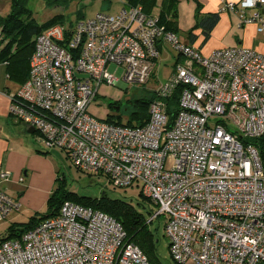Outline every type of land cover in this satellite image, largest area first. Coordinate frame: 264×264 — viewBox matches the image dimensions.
Wrapping results in <instances>:
<instances>
[{
  "label": "built area",
  "instance_id": "1",
  "mask_svg": "<svg viewBox=\"0 0 264 264\" xmlns=\"http://www.w3.org/2000/svg\"><path fill=\"white\" fill-rule=\"evenodd\" d=\"M239 26L264 32V0H227ZM163 44L177 53L151 93L142 126L101 121L88 112L102 82L150 80ZM178 90L176 111L167 100ZM8 112L59 149L77 170L104 176L114 188L137 187L156 210L178 264H264V51L221 47L204 54L140 4L124 1L74 25L39 33L29 71ZM167 158L173 163L169 169ZM10 173L2 170L0 180ZM23 178H20L22 181ZM21 208L0 188V220ZM110 215L71 201L19 237L0 240V264H149Z\"/></svg>",
  "mask_w": 264,
  "mask_h": 264
},
{
  "label": "rangeland",
  "instance_id": "2",
  "mask_svg": "<svg viewBox=\"0 0 264 264\" xmlns=\"http://www.w3.org/2000/svg\"><path fill=\"white\" fill-rule=\"evenodd\" d=\"M125 0H25V6L30 11L29 19L36 24H44L52 20L56 15H59L57 24L63 26L74 25L75 22L82 18L93 15L99 10L114 12L122 5ZM165 0H157L156 4L151 8L154 13L160 14L161 9L170 8V3ZM4 10L11 11V3ZM164 7V8H163ZM0 15H3L4 10L1 9ZM167 8V9H166ZM197 5L195 0H177L168 11V19L172 21L179 40L183 43L193 45L190 41L191 36L195 35L194 40L197 44L203 40L202 29L199 25L200 20L204 17V13L196 11ZM200 10V8H199ZM233 19L221 23L217 27H213V32H210L211 38L207 39V45L215 47H250L256 51H264V32L258 33L254 28L238 25V20ZM1 32V31H0ZM2 42L6 44L7 39L2 38ZM199 49V48H198ZM177 53L173 51L169 45L161 50L159 57L156 60V66L152 71L150 80L145 84H129L124 85L122 76L124 67L115 63H109L107 66L108 73L112 74L117 80V83L110 84L102 82L97 90L96 99L88 106V112L98 120L105 121L108 117L119 119L126 123L129 119V112L132 110L134 99L150 95L151 91L158 88L174 69V59ZM36 146L41 148L43 152H39L41 158L35 162L34 169L24 173L25 181L14 187L9 186L7 193L16 197L21 194L19 202L21 208L18 212H13L5 219L0 220V238L3 237L10 224H26L32 219L44 215L48 210L47 199L49 191H44L42 188L54 189L57 185V178L63 183V186L80 195L90 197H98L102 192L110 197H118L126 200H131L133 203H143L145 209L156 210L153 203L144 202L139 199V188H114L104 176L91 175L77 170L66 157L64 151L59 149H47L37 141ZM173 163L172 158H167L165 167L169 169ZM8 172V171H7ZM10 173V172H9ZM12 175L6 179L11 180ZM28 191L27 188L29 186ZM49 193V194H48ZM27 194V195H26ZM26 196V197H25ZM146 214V213H145ZM147 215V214H146ZM166 217L160 215L154 219V222L148 223L147 227L153 230L158 241L156 243V253L162 264H176L170 257L168 250V241L164 237L163 227ZM186 264H192L188 261Z\"/></svg>",
  "mask_w": 264,
  "mask_h": 264
},
{
  "label": "trees",
  "instance_id": "3",
  "mask_svg": "<svg viewBox=\"0 0 264 264\" xmlns=\"http://www.w3.org/2000/svg\"><path fill=\"white\" fill-rule=\"evenodd\" d=\"M126 1L129 4H140L145 12L150 13L152 11L151 8L156 4L157 0ZM176 1L177 0H165L164 5H166V2H169L170 8H173ZM11 3V11L5 16H0L1 36L2 38L7 39L2 52L8 55L9 61L15 60L18 62L21 60L25 65L28 66L30 56L34 48L35 37L49 26L57 24L59 15H56L47 23L40 25L29 19L30 11L25 6V0H12ZM170 8H166L167 12L166 10L161 9V12L158 16L160 23L164 25L167 30L175 31L172 21L168 19V11ZM197 10H199V5L197 6ZM217 21V13L205 14L202 20H200L199 25L202 29L203 35L202 43L209 38V34ZM195 39L196 36L192 35L190 41L193 43ZM12 48L13 50H11ZM26 78L23 80V82L26 80ZM153 98L154 96L152 93H150V95L141 96L134 99L132 110L129 112V119L126 123L121 122L119 119H112L109 117L105 121L132 127L142 126L148 120V107ZM177 98L178 90L175 91L170 99L167 100V104L169 105L170 109L169 111L172 114H174L176 111ZM254 142L258 146V151L264 162V139H256ZM59 180L60 178H57V185L51 190L48 196L47 212L44 215L32 219L26 224H10L0 240L19 237L21 233L32 228L41 220L53 217L58 214L61 205L65 201H71L95 210L102 211L113 217L123 227L126 233L125 240L133 242L135 245H137L145 254L149 264H162L159 256L156 253L155 247L158 239L155 236L154 231L148 229L147 227V217L150 216L155 210L145 209L144 204L140 202L135 204L131 200L110 197L104 192H102L98 197L80 195L76 192L66 189L63 186V183ZM138 197L144 202L149 203V200L143 197L140 191L138 193ZM175 263L178 264L177 262Z\"/></svg>",
  "mask_w": 264,
  "mask_h": 264
},
{
  "label": "crops",
  "instance_id": "4",
  "mask_svg": "<svg viewBox=\"0 0 264 264\" xmlns=\"http://www.w3.org/2000/svg\"><path fill=\"white\" fill-rule=\"evenodd\" d=\"M226 1L227 0H195L196 5H199L200 8V10H197L196 8V11L202 12L204 14L217 13L218 21L214 27H217V25L220 23L224 25L225 22L232 20V17L238 20L235 12L220 11V8ZM0 3L2 4L1 9L4 10V6L7 7L10 4V0H0ZM7 12L8 11L4 10V13L2 14L7 15ZM248 27L254 28L256 31L255 25H248ZM211 32H213V29ZM211 35H209V39L211 38ZM166 45L167 44H163L161 50L165 48ZM193 45L198 47L204 54L214 49L213 45H207V40L203 43L201 41V43L198 44L194 41ZM4 46L5 44L2 42V36L0 32V172L5 170L10 172L12 175L11 180H0V188L7 192V188L5 187L9 186L8 184H10L12 187L18 185V183H16L17 181L22 184L25 181V174L34 169L35 162L41 158L39 152H43L41 148L36 146L35 142L37 141L41 145H43V143L36 130L29 131V126L23 124L18 119L11 116L8 112V107L10 104L9 96L15 93L22 85L23 80L28 75L29 65H25L21 60L18 62L15 60L9 61L8 55L2 52ZM11 50H13V48ZM180 61H182V58L176 55L173 65L175 66V64ZM23 173L24 177H22ZM21 177L23 178L22 181H20ZM29 189L30 181L26 191ZM42 190L43 192H51L50 188H42ZM20 196L21 194H17L16 197H12L19 200Z\"/></svg>",
  "mask_w": 264,
  "mask_h": 264
},
{
  "label": "water",
  "instance_id": "5",
  "mask_svg": "<svg viewBox=\"0 0 264 264\" xmlns=\"http://www.w3.org/2000/svg\"><path fill=\"white\" fill-rule=\"evenodd\" d=\"M29 131H33L34 130V128L33 127H31V126H29Z\"/></svg>",
  "mask_w": 264,
  "mask_h": 264
}]
</instances>
